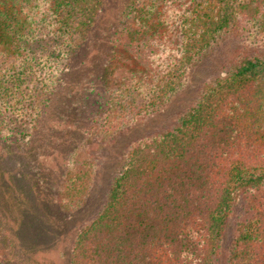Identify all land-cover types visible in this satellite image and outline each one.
Returning a JSON list of instances; mask_svg holds the SVG:
<instances>
[{
    "label": "trees",
    "instance_id": "16d2710c",
    "mask_svg": "<svg viewBox=\"0 0 264 264\" xmlns=\"http://www.w3.org/2000/svg\"><path fill=\"white\" fill-rule=\"evenodd\" d=\"M107 2L0 0V177L28 159L23 175L41 200L26 153L74 114L96 138L72 142L63 160L58 201L75 214L94 192L91 152L162 118L229 46L226 75L127 145L70 264H264V0H126L102 33ZM89 55L100 56L95 72ZM79 73L94 84L83 97L68 90Z\"/></svg>",
    "mask_w": 264,
    "mask_h": 264
},
{
    "label": "rangeland",
    "instance_id": "374dc122",
    "mask_svg": "<svg viewBox=\"0 0 264 264\" xmlns=\"http://www.w3.org/2000/svg\"><path fill=\"white\" fill-rule=\"evenodd\" d=\"M102 12L98 17V25L101 32L108 31L109 22L114 21L119 11L120 5L125 4L126 0H107ZM95 49H99V42H93ZM225 48V47H224ZM229 49L219 52L216 57L209 58L207 64L197 69L193 75L190 86L183 101L177 100L173 107L165 112L162 118H142L138 125L126 134H115V141L103 146L101 152L93 153L88 161H95L96 168L92 182H94L93 193L82 206L81 209L73 214V207H69L64 201H58V197H67L64 187L68 171L62 166L65 161V154L68 153L72 142L80 144L81 140H95V136H90L89 126L78 121L76 115L67 116L65 131L61 134L60 125L57 123L52 130L55 134L42 139L39 138L30 147L29 164L31 173L35 176V181L42 189V199L39 200L36 184L30 185L32 178L23 172L24 160L21 164L7 166L3 169L4 182H0V248L4 253V264H70L72 245L77 233L101 208L105 200V194L110 182L125 162V150L132 139L153 133L165 128L172 122L176 113L190 104L198 95L204 84L214 80L221 74H225L229 68ZM100 56L89 55L86 59L89 66L93 67L94 61ZM98 61V60H97ZM92 62V63H91ZM87 65V64H86ZM78 72L79 69L77 70ZM76 71V72H77ZM95 72V67L91 70ZM81 73L74 75L72 85L68 90H73V94L82 96L88 88L94 87L93 83L81 78ZM226 75V74H225ZM79 83V86H78ZM88 83V84H87ZM87 87V88H86ZM92 93V92H90ZM84 96V95H83ZM82 96V97H83ZM187 103V104H186ZM74 111V107L73 110ZM80 123V124H79ZM26 141V140H25ZM39 141V142H38ZM71 141V142H70ZM92 142V141H91ZM90 143V140H88ZM49 147V148H48ZM40 155L35 156L36 152ZM36 160V161H35ZM42 165V168H41ZM92 173V172H90ZM20 174L24 182H17L14 178ZM10 176V177H9ZM28 178L30 183H28ZM24 201H31L34 208L24 206ZM33 201H46L49 205L38 206ZM83 202V201H82Z\"/></svg>",
    "mask_w": 264,
    "mask_h": 264
}]
</instances>
